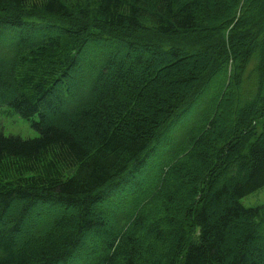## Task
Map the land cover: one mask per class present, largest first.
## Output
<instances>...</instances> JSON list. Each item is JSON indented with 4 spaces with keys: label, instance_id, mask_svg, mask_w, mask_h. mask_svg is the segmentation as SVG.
<instances>
[{
    "label": "trees",
    "instance_id": "obj_1",
    "mask_svg": "<svg viewBox=\"0 0 264 264\" xmlns=\"http://www.w3.org/2000/svg\"><path fill=\"white\" fill-rule=\"evenodd\" d=\"M3 107L0 264H264V0H0Z\"/></svg>",
    "mask_w": 264,
    "mask_h": 264
},
{
    "label": "rangeland",
    "instance_id": "obj_2",
    "mask_svg": "<svg viewBox=\"0 0 264 264\" xmlns=\"http://www.w3.org/2000/svg\"><path fill=\"white\" fill-rule=\"evenodd\" d=\"M183 124L184 126L182 127H176L178 129L175 131L173 130L171 132L172 135L177 132V130L187 126L185 122ZM0 133L4 136L20 137L24 140L39 137L31 121L21 118L14 110L7 107L0 108ZM242 204L248 208L264 206V188L242 199ZM38 222L39 221H34V224Z\"/></svg>",
    "mask_w": 264,
    "mask_h": 264
}]
</instances>
